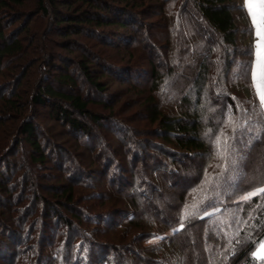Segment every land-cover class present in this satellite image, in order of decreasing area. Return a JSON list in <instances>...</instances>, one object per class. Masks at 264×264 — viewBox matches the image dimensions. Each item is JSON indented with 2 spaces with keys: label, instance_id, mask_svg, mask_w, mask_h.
Masks as SVG:
<instances>
[{
  "label": "trees",
  "instance_id": "obj_1",
  "mask_svg": "<svg viewBox=\"0 0 264 264\" xmlns=\"http://www.w3.org/2000/svg\"><path fill=\"white\" fill-rule=\"evenodd\" d=\"M136 1L37 0L33 15L52 10L73 33L93 32L101 37L107 27L135 35L140 28L132 27L141 23L147 28L146 11L152 10L160 30L159 41H164L167 48L161 55L168 64L163 69L150 61L151 92L142 108L162 153L173 156L171 162H161L153 176L177 197L176 212L168 213L159 224L150 221L137 181L131 182L127 193L123 189L106 196L98 193L95 186L82 179L91 169L96 177L108 173L107 168L97 172L98 159L90 162L87 170L79 164L73 173L48 176L40 172L32 184L35 167L41 171L62 168L46 167L49 151L36 134L33 118L26 114V103L52 107L56 118L86 135L89 126L72 111L89 116L95 123H101L103 116L89 109V98L72 91L77 88V80L68 67L56 77L61 87L42 84L30 99L21 101L23 95L16 86L28 77L27 51L24 36L16 37L12 29L9 32L7 23L25 15V0H0V264L263 262L252 253L264 239V192L258 191L264 188V168L254 173L249 164L264 146V110L253 87L255 35L247 9L242 0ZM28 17L22 22L21 32L28 29ZM5 18L9 20L5 22ZM18 57L24 61L12 65ZM76 63L92 87L100 93L107 91L109 82L102 78L112 77L111 66L106 67L111 71L97 72L89 53ZM17 79L18 85L13 86ZM167 89L173 100L168 110L161 102ZM101 103L115 110L112 104ZM22 136L31 148L28 159L23 155L21 162L11 161ZM218 137L220 150L224 137L228 138L226 160L217 155ZM195 158L198 161L192 162ZM187 159L195 166L194 175L183 174L189 167L184 166ZM162 171L174 178L166 183ZM155 182L149 184L148 191L157 190ZM178 184H182L179 190ZM253 192L257 195H248ZM245 196L250 198L242 199ZM84 201H89L86 206L81 204ZM192 204L197 206L195 214L182 220L185 206ZM92 219L100 226L89 228ZM55 221L64 226V231L58 245L46 255L47 228ZM40 229L34 243L26 244L25 238ZM167 229H171L169 235L146 243Z\"/></svg>",
  "mask_w": 264,
  "mask_h": 264
},
{
  "label": "rangeland",
  "instance_id": "obj_2",
  "mask_svg": "<svg viewBox=\"0 0 264 264\" xmlns=\"http://www.w3.org/2000/svg\"><path fill=\"white\" fill-rule=\"evenodd\" d=\"M138 1L140 0L136 2ZM242 2L250 16L255 35L253 70L257 51L264 52V40L261 41L260 48L258 49L257 47V31L264 33V0H242ZM23 7L25 15L14 23H7L9 32L15 30L16 37L19 35L24 36V45L26 46V51H29V53L25 51L26 57H24L25 59L28 58L25 64L28 77L19 86H16L17 90L19 89V92L23 95L21 101L30 99V94L38 90L42 84L52 83L61 87L57 83L56 77L61 71H65V67H68V72L72 73L77 80V88L72 91L89 98L91 100L89 109L103 116L101 123H95L89 116L72 111L74 116L89 126L90 132L86 135L84 132L75 131L65 121L56 118V112L53 111L52 107L38 106L32 103L28 105L26 103V114L33 118L36 125V134L46 150L49 151V161L46 167L53 168L55 165L62 168L61 171H54V169L41 171L40 167H35L31 176L32 184L38 180L40 172H44L48 176H53L54 174L63 175V173L69 171L73 173L75 166H79V164L87 170L88 164L98 159L100 160V165L96 166L99 169L97 172L100 170L104 171L107 168L108 173L104 177H96V175H93L92 169L91 171L88 170L89 174L82 177L83 182L91 183V185L95 186L98 193L102 192L106 196L107 194L112 195L113 191L118 189H123L127 193L131 188V182L137 181L141 199L145 201L144 206L151 214L150 221L159 224V220L167 216L168 213L176 212L177 197L172 192L169 193L170 191H167L169 189L165 186V183H158L153 176L154 170L158 168V165L167 160L171 162L173 156L166 152L164 153L167 156H164L162 153L163 150L158 145L159 140L152 136V126L146 123L147 119L142 108L145 97L151 92L149 90L151 85L150 61L154 60L159 63L161 65L159 67L163 69L168 64L165 62V56L161 55L162 51L165 53L166 50L167 52V48H165L164 41L162 43L159 41L160 30L156 25L157 18L151 13V7L148 6L151 12L146 11V20L149 22L147 28L140 23L132 27L140 28L135 31V35H126L111 31L113 28L107 27L101 37L95 33L93 34V32L73 33L71 31L73 29L68 24L60 23L55 18V12L52 10L48 14L41 12L33 15L34 10L37 8V0H25ZM62 9L65 10V7ZM27 17L28 29L21 32L23 29L21 27L22 22ZM254 19L255 23H253ZM6 20H9V18H5V22ZM87 53H89L91 61L93 60V68L97 72L108 70L106 67L108 68L109 66L113 68L111 70H114H108L111 71L109 73L112 76L111 78L108 76H103L102 78L109 82V87L104 93L98 92L85 80L76 63L82 55ZM105 60H107L105 62L106 65L104 63ZM22 61L24 59L18 57L15 60L16 63H12V65L18 66ZM44 62L51 63V68L49 65H46V67L43 64ZM22 83L24 84L22 85ZM257 83L264 87V81L260 79L259 70L257 71ZM15 85H18V79L14 82L13 86ZM63 88L69 89L68 87ZM169 92L167 89V96L163 101L161 100L167 110L170 107L169 104L173 101L169 99ZM102 101L112 104L115 110L111 111L110 108L101 103ZM21 140V145L15 151V157H10L11 161L21 162L23 155L28 159V152L31 149L29 142L24 136L21 137ZM153 141H155L156 145L153 144ZM99 150L102 153L99 154ZM260 150L262 153L260 155L259 152L256 153L249 164L251 172L257 173L264 168L263 145ZM191 161V159L186 160V165L184 166L189 165V167L186 168L183 174L194 175L193 169L195 166L191 164ZM194 161L197 162L198 158L193 159L192 162ZM179 165L180 163L177 166ZM162 174L167 178L166 183L174 178L168 172L162 171ZM71 178L74 179L72 175ZM153 182H155L157 190L148 191L149 184H154ZM178 186V190L182 188V184H178ZM98 193L94 195L95 199H98ZM88 202L84 201L81 204L86 206ZM169 206H171V209ZM91 215L93 214L91 213ZM96 225L95 220H89V228H95ZM60 226L59 221H55L47 228L49 234L46 238V255H49L59 243V238L62 231H64V226ZM37 231L25 238L26 244L31 246L34 243L41 229L39 232ZM170 233L171 229H167L164 234L150 237L146 240V243L157 242L161 237ZM259 246L260 243L254 252L257 251ZM262 254H264V251H262Z\"/></svg>",
  "mask_w": 264,
  "mask_h": 264
},
{
  "label": "snow or ice",
  "instance_id": "obj_3",
  "mask_svg": "<svg viewBox=\"0 0 264 264\" xmlns=\"http://www.w3.org/2000/svg\"><path fill=\"white\" fill-rule=\"evenodd\" d=\"M253 23H255V19L253 20ZM257 47L258 49L260 48L261 45V41L264 40V33H261L260 31H257ZM257 58H256V62H255V66L252 70V80H253V87L256 90V95L257 98L260 101V105L262 108H264V87H261L260 84L257 83V71L259 70L260 72V79L262 81H264V52L258 50L257 54H256ZM218 151H217V155L222 158V159H227L228 156V150L230 145L228 144V138L224 137V141H223V149L220 150L221 148V140L218 137L215 141ZM259 192H264V188L259 189ZM251 196H255L257 195V192H253L250 194ZM250 197L249 196H245L242 199L244 200H248ZM197 210V206L195 204L192 205H186L185 209H184V215L182 217L183 219H187L189 216L194 215L195 212ZM184 224L183 222H181L180 224V228L183 229ZM262 251H264V240L260 241V246L258 247L256 252H253L252 255L254 257H256L257 259H264V254H262Z\"/></svg>",
  "mask_w": 264,
  "mask_h": 264
},
{
  "label": "built area",
  "instance_id": "obj_4",
  "mask_svg": "<svg viewBox=\"0 0 264 264\" xmlns=\"http://www.w3.org/2000/svg\"><path fill=\"white\" fill-rule=\"evenodd\" d=\"M256 264H264L263 262H260V260H257Z\"/></svg>",
  "mask_w": 264,
  "mask_h": 264
}]
</instances>
